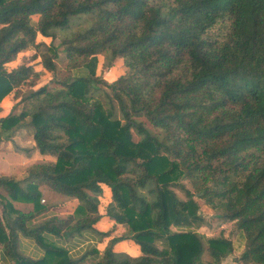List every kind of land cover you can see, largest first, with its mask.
I'll use <instances>...</instances> for the list:
<instances>
[{"label": "trees", "instance_id": "1", "mask_svg": "<svg viewBox=\"0 0 264 264\" xmlns=\"http://www.w3.org/2000/svg\"><path fill=\"white\" fill-rule=\"evenodd\" d=\"M100 54L105 70L121 58L125 72L103 79ZM37 58L53 76L23 95L39 79ZM7 95L22 108L1 115L0 106V141L24 128L33 143L17 150L54 157L20 179L0 176L12 200L32 203L25 211L3 202L0 245L23 233L46 251L15 264L53 255L77 264L45 234L84 229L107 238L89 250L95 264H198L204 253L205 264H221L233 244L197 230L205 220L195 198L241 232L234 261L264 264V0H0V102ZM41 184L75 198L74 212L50 214ZM103 184L110 201L101 211ZM102 215L124 232L96 231ZM123 239L141 255L114 251Z\"/></svg>", "mask_w": 264, "mask_h": 264}, {"label": "crops", "instance_id": "2", "mask_svg": "<svg viewBox=\"0 0 264 264\" xmlns=\"http://www.w3.org/2000/svg\"><path fill=\"white\" fill-rule=\"evenodd\" d=\"M11 63L8 64L9 67L12 66ZM8 96H10L12 101L10 105H1L0 102L2 108L1 115L10 113V109L12 108L13 99L11 95H7V97ZM2 133L4 135L7 131H3ZM24 134V128H19L11 137L2 138L0 141V176H12L15 179H20L24 176L25 170L28 166L46 160H53V157L49 155H41L36 149L30 150L29 152L17 150L14 144H19V147L22 148L30 147L33 143L30 138L26 139ZM39 189L41 192L40 202L50 206L48 210L50 214L65 216L72 214L75 210L78 203L77 200L60 195L51 190L45 184H41ZM7 200H9L16 208L25 211L32 208V203L30 202L24 200H12L6 189L0 187V215H2L4 208L3 202H7ZM92 227L98 232L112 231V236H119L125 230L124 225L115 223L113 219L106 215H102ZM45 237L47 241H53L57 246L64 248L70 258H81L77 264H95L98 261L99 255L97 253H92L89 250L97 248L101 251L105 244L103 242L107 239L106 238L104 241L102 239L100 240L97 232L89 229H84L68 238L48 233L45 234ZM9 247L11 248L6 249L0 245V264H15L17 257L39 260L43 259L46 254L43 244L37 242L33 237L24 235L23 233H18L14 243H10ZM113 250L116 252L127 253L130 256L141 255L139 246L134 241L128 239H123L115 243L113 245ZM60 259L61 258L56 255L49 256L45 264H56ZM233 263L239 264L234 260Z\"/></svg>", "mask_w": 264, "mask_h": 264}, {"label": "rangeland", "instance_id": "3", "mask_svg": "<svg viewBox=\"0 0 264 264\" xmlns=\"http://www.w3.org/2000/svg\"><path fill=\"white\" fill-rule=\"evenodd\" d=\"M35 18H36V16H35ZM39 38L43 39L47 43L50 41V39L46 38V37L39 36ZM54 42L56 44L58 42V40L56 39ZM33 51H34L33 48H28V49L20 52L18 54L17 59L14 60L11 63V65L13 66L16 63L20 62L23 55H29V54L33 53ZM59 54H60V59L56 60V62L58 65V74L62 75L63 73H65L64 69H65L66 59H65L64 52H62L60 50ZM103 60H104V57L101 54L98 55V66L96 69V73H98V74L101 73L103 75V79H105L108 82H111L112 80L116 79L119 75L124 73L126 70V67H125L121 58H117L115 60V62L113 63V65L111 66V68L108 70H105V68L103 67ZM34 64H35V69L39 73V76H38L39 79L32 84L22 85L21 89H22L23 95L27 94L29 91L37 90L40 86L48 83V81L53 76L52 72L46 70L43 67L42 63H40L39 58L34 60ZM17 100L18 99H16V101ZM11 101L12 100H11L10 96H8V97L5 96L1 100V105H8V104L10 105ZM21 108H22V104L16 105V107H14V108L12 107L10 109V113L11 114H18ZM146 124L149 125L147 122H146ZM52 159L54 160V157ZM46 161H50V160H46ZM184 182H185L187 187L191 188V185L187 180H185ZM102 187H103V194L100 197V203H101L100 209H101V211H103L105 204L108 201H110V190H109V188L104 184L102 185ZM177 193L179 196L183 197V193L181 191L177 190ZM71 199H75V198H71ZM195 199L199 203V206H200L199 211L205 220V223L203 225H201L197 230L200 231L201 233H204L207 236H215V235H219L220 233H222L225 237L229 238L233 244V251H232V254L230 256H227L221 264H235V263H233V257L238 256L241 253V251L243 250L244 241H243V236H242L241 232L236 228L235 224L232 221L220 222V220L215 216L214 211L207 204H205L202 199H200V198H195ZM207 259H208V256L204 253L202 255V259H201L200 263H198V264H205Z\"/></svg>", "mask_w": 264, "mask_h": 264}]
</instances>
